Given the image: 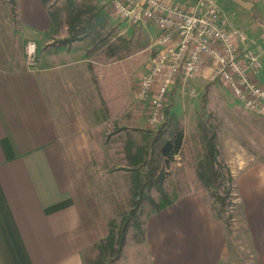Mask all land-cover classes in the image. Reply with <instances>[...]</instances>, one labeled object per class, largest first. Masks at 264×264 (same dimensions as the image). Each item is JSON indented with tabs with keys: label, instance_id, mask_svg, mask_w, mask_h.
I'll list each match as a JSON object with an SVG mask.
<instances>
[{
	"label": "crops",
	"instance_id": "crops-1",
	"mask_svg": "<svg viewBox=\"0 0 264 264\" xmlns=\"http://www.w3.org/2000/svg\"><path fill=\"white\" fill-rule=\"evenodd\" d=\"M96 1L89 31L106 38L117 28L111 44L100 41L98 50L88 40L63 42L68 30L57 34L45 0L16 1L20 27L36 40L40 59L35 68H13L0 57V264H85V249L111 232L91 166L139 167L147 158L141 150L165 124L166 114L152 128L135 97L156 27L123 25L110 0ZM170 1L187 9L197 2ZM202 1L244 32L243 47L261 46L258 81L264 86V0ZM123 38L136 39L127 55ZM209 73L207 67L203 75ZM235 140L227 153L230 164L239 154L245 165L232 173L247 207L243 241L249 249L232 250L205 196L188 193L145 218L140 248L118 264H264V163Z\"/></svg>",
	"mask_w": 264,
	"mask_h": 264
},
{
	"label": "rangeland",
	"instance_id": "rangeland-1",
	"mask_svg": "<svg viewBox=\"0 0 264 264\" xmlns=\"http://www.w3.org/2000/svg\"><path fill=\"white\" fill-rule=\"evenodd\" d=\"M45 2L48 5L55 26H57L56 32L58 35L61 33L60 30H62V33L68 30L69 36H75L79 41L88 40L92 45H96L95 50H98L100 41L107 40L111 44L112 38L117 35V28L109 29L106 32V38L89 31L90 27L97 21L95 16L96 0H45ZM123 25H126V23L123 22ZM135 40L123 38L122 41L125 47L123 55H127L134 50V48L131 49L133 47L131 42ZM31 44L36 46L35 66L29 64L28 48ZM0 57L6 58L13 68L21 63H24L27 68H35L40 59L36 40L29 38L22 30L16 16V6H13L9 0H0ZM206 85H209L207 105L208 112L211 113L209 123L212 130L218 133V145L222 151L219 159L234 174H237V170H240L241 166H245L240 165L243 163L238 161L239 154H236V161L233 165L229 163L230 155L227 153V146L234 139L249 154L264 163V117L244 109L222 83L211 80L206 75L187 78L176 84L170 92L166 109L173 118L171 129H175L182 124L185 140L181 152L169 161L165 167L166 175L161 185L170 197L175 192L177 197L188 193L203 194L212 210L218 213L220 207L212 189L207 188L202 183L197 173L198 163L202 157L199 134L196 128L197 111L200 109L201 97ZM208 117L206 115V118ZM157 163L158 155H155V164ZM147 169V166H142L141 171L136 173L134 169L130 168L120 167L116 170L101 167L100 162H96L91 166L92 174H94L93 181L98 183L99 187L97 189L100 190L97 197L101 200L104 211L109 217L111 230L118 235L132 210H135L137 214L135 217L138 220V224L131 221L121 255L119 254L117 257V253H114L113 256L107 259L106 264H118L122 260L127 263L140 248L145 218L154 211L151 199L157 202L161 199V194L156 187L146 189L141 205L136 206L134 209L136 198L135 178L137 174H142L141 178H143ZM234 184L235 187L231 189L232 194L227 200L229 211L234 216L233 231L229 243L232 250L239 251L242 249L246 252L249 248L244 246L243 241L245 235L243 216L248 214L245 212L244 215L243 210H247V207L239 197L241 195L236 180H234ZM228 186L229 184L224 182L222 191L224 192Z\"/></svg>",
	"mask_w": 264,
	"mask_h": 264
},
{
	"label": "built area",
	"instance_id": "built-area-1",
	"mask_svg": "<svg viewBox=\"0 0 264 264\" xmlns=\"http://www.w3.org/2000/svg\"><path fill=\"white\" fill-rule=\"evenodd\" d=\"M110 8L119 23H150L157 29L147 70L135 89L152 128L164 121L172 88L203 75L207 67L208 77L222 83L244 109L264 117V86L258 81L262 48L243 47L244 32L230 28L216 5L197 0L194 9H187L170 0H110ZM35 55L31 44V66L36 65Z\"/></svg>",
	"mask_w": 264,
	"mask_h": 264
},
{
	"label": "trees",
	"instance_id": "trees-1",
	"mask_svg": "<svg viewBox=\"0 0 264 264\" xmlns=\"http://www.w3.org/2000/svg\"><path fill=\"white\" fill-rule=\"evenodd\" d=\"M17 0H9V2L16 6ZM13 13H15L13 11ZM75 36H69L63 39V42H72L76 40ZM209 87L206 88L205 93L201 98L200 109L197 112V124L196 128L199 134V143L201 145L202 157L198 163L197 173L199 179L207 187L212 189L213 195L217 199L220 207V212L216 213L214 210V216L223 221L227 229L228 238L232 235L234 216L228 208V198L230 197L232 187H235L234 176L231 169L220 161V150L218 146V133L212 130L209 118L211 113L208 112L209 101ZM165 124L158 129L154 136L150 138L149 146L144 147L141 151L145 152L147 158L137 168H132L136 173L141 171L142 166H147V170L143 178L142 174H137L135 178V206L141 205L142 199L145 196L146 189L156 187L160 194V201L151 199L154 205V211L152 213L159 212L166 207L170 206L178 198L175 194L170 197L164 190L162 182L165 179V167L168 162L171 161L176 155H178L184 145L185 133L184 126L180 124L179 127L171 129V123L173 118L171 114L166 110ZM206 115L209 117L206 118ZM181 123V122H180ZM158 145V149H157ZM155 155H158V163L155 164ZM224 182L229 184L228 188L223 192L222 187ZM240 197V196H239ZM151 213V214H152ZM137 214L135 210H132L131 214L127 217L125 223L118 235L111 230L110 235L107 238L102 239L97 244L90 246L83 252L85 264H106L108 258L117 253L121 255L125 240L131 226V221L138 224V220L135 217ZM143 238H144V230ZM230 245V243H229ZM113 261V260H112Z\"/></svg>",
	"mask_w": 264,
	"mask_h": 264
}]
</instances>
